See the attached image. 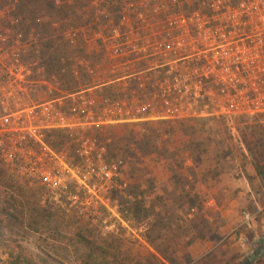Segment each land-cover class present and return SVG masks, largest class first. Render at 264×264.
Segmentation results:
<instances>
[{
    "label": "built area",
    "instance_id": "2783aa9c",
    "mask_svg": "<svg viewBox=\"0 0 264 264\" xmlns=\"http://www.w3.org/2000/svg\"><path fill=\"white\" fill-rule=\"evenodd\" d=\"M69 1L83 4L61 32L89 77L77 88L35 74L25 33L0 29V162L53 207L107 228L104 210L127 221L112 204L124 162L97 131L264 115V0Z\"/></svg>",
    "mask_w": 264,
    "mask_h": 264
},
{
    "label": "rangeland",
    "instance_id": "374dc122",
    "mask_svg": "<svg viewBox=\"0 0 264 264\" xmlns=\"http://www.w3.org/2000/svg\"><path fill=\"white\" fill-rule=\"evenodd\" d=\"M81 5L73 1L61 3L60 0H0V29H17L25 33L28 47L24 56L35 70L38 66L35 74L52 75L44 66V59L64 53L60 59V75H67L75 69V50L66 44L61 32L78 20L77 9ZM14 17L17 18L15 23L10 21ZM42 41H47L50 47L41 57V65L36 53ZM31 49L33 61L27 57ZM106 89L97 90L104 93ZM97 134L108 141L110 156L123 159L122 180L126 188L121 194H112V204L127 221L120 223L104 210L101 214L106 223H112L110 227H98L85 219L75 222L54 213L55 209L48 208L52 205L44 200L46 196L41 195L40 189L26 183L31 189L35 188L37 207L51 215L45 224L56 229L27 231L23 241L30 250L46 252L60 259L58 254L63 251L53 244L63 245L60 236H70L83 222L89 223L87 227L92 233L84 231L83 234L94 242V246L114 240L121 255L143 264H154L156 259L163 264H183L185 260L198 263L200 259H197L203 255L213 264H243L254 249L264 244V191L253 170V160L260 162L261 158L254 148L256 142L264 141V115L126 121L102 128ZM195 141L200 145L192 149ZM189 158L194 164L184 166L186 159L191 162ZM195 164L202 173L207 170L203 180L197 177L196 181L181 180L177 185L172 182L182 172L187 175L193 172ZM200 184L202 186L198 188ZM10 190L0 184V207ZM182 190L196 194L192 208L178 205L176 197L184 194ZM128 192L143 196L145 207L140 213H136V202ZM12 195L16 193L13 191ZM210 197L219 204L218 210L206 204ZM211 240L217 242L216 249L208 247L206 241ZM51 244L54 247L50 248ZM0 264H6L1 253ZM63 264L71 263L63 261ZM247 264H264V256Z\"/></svg>",
    "mask_w": 264,
    "mask_h": 264
},
{
    "label": "trees",
    "instance_id": "16d2710c",
    "mask_svg": "<svg viewBox=\"0 0 264 264\" xmlns=\"http://www.w3.org/2000/svg\"><path fill=\"white\" fill-rule=\"evenodd\" d=\"M38 47L40 49L36 55L39 58V64L42 65L40 59L46 55V48H49L50 44H48L47 41H42V43L38 44ZM32 50L33 49L30 50L29 56L27 57L31 58L33 61L34 59L32 57L34 55L32 54ZM63 55L64 53H61V56H50L47 60L44 59V66L50 73H52V76L56 77L59 85L65 89L72 90L88 83L89 77L76 65L73 71H69V74L60 75V59L64 57ZM61 65L64 67L63 63ZM55 66L57 68H55ZM242 117L252 118L255 116H239L238 118ZM258 139L261 140V137ZM192 145V149H196L200 143H196L195 141ZM254 150L258 151V155H261L260 162L253 160L254 176L256 177L260 188L264 191V141L256 142ZM177 177L172 179V182L176 185L177 183H181L182 180ZM0 184L7 189H12L10 190L11 193L5 194L6 196L4 200H2L0 207V253L5 256L6 264H63V261H69L71 264H143L132 257L121 255L114 240L103 241L102 246H94V242L83 234L84 231L89 234L92 233L90 227H87L89 224L87 222H83L82 225L78 224V227L70 236H60L59 239L64 242L63 245L57 243L53 244L60 251H63L62 254L56 253L60 255V259L55 258L46 252L37 253L30 250L23 241L27 231H38L43 228L44 232H47L48 230L56 231L55 228H49L45 224L48 221V217L51 215L49 212H45L42 208L40 209L37 207L34 194L35 188L31 189L26 182L17 178L1 162ZM13 191L16 195H12ZM183 192L184 194H182V196L176 197V200L179 201L178 205H185L186 207L192 208L196 194H193L194 191L192 194L190 191ZM128 196L132 198L133 202H136V213H140L142 208L145 207L143 196H141L140 193L131 194V192H128ZM48 208L55 209L54 213L59 214L62 217L70 218L73 221L75 220V222L80 220V218L65 213L53 206H49ZM85 227H87L86 230H84ZM51 237H53V235ZM53 245L51 244L50 248L54 247ZM205 256L206 255H203L197 259H200L201 263L185 260L183 264L214 263L212 260L205 258ZM162 257L165 260H168L167 257L163 255ZM172 263L173 262H171V264ZM154 264L163 263L156 259Z\"/></svg>",
    "mask_w": 264,
    "mask_h": 264
},
{
    "label": "crops",
    "instance_id": "0c3cea01",
    "mask_svg": "<svg viewBox=\"0 0 264 264\" xmlns=\"http://www.w3.org/2000/svg\"><path fill=\"white\" fill-rule=\"evenodd\" d=\"M190 159V158H189ZM191 160V162H188V160L186 159L185 161H183V164H184V166H186V165H189V163H192V165L194 164V162H193V160L192 159H190ZM196 169V170H195ZM202 170V169H201ZM200 169H197L196 168V164H195V167H194V171L193 172H190V174L189 175H187L185 172H182V173H180V176H178L179 178H181L182 180H183V182H187V181H189L190 179H194L195 181H196V179H197V177L199 178V179H204L203 178V174L204 175H206V171L205 172H203L202 173V171H201ZM196 177V178H195ZM198 179V180H199ZM191 180V181H192ZM184 186H187L186 184L184 185ZM201 184L198 186V188H201ZM168 187H170V185H168ZM194 188L196 189V187L194 186ZM206 204L209 206V207H213L214 209H219L220 208V206H219V204L212 198V197H210V198H207L206 199ZM207 242V244H208V247H213V248H215L216 249V246H217V242H214V240H211V241H206Z\"/></svg>",
    "mask_w": 264,
    "mask_h": 264
},
{
    "label": "water",
    "instance_id": "95a60500",
    "mask_svg": "<svg viewBox=\"0 0 264 264\" xmlns=\"http://www.w3.org/2000/svg\"><path fill=\"white\" fill-rule=\"evenodd\" d=\"M264 256V244L254 249L253 253L243 262V264H247L251 260Z\"/></svg>",
    "mask_w": 264,
    "mask_h": 264
}]
</instances>
